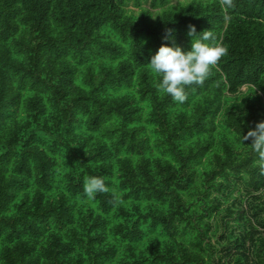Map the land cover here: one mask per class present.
Segmentation results:
<instances>
[{"label": "trees", "instance_id": "trees-1", "mask_svg": "<svg viewBox=\"0 0 264 264\" xmlns=\"http://www.w3.org/2000/svg\"><path fill=\"white\" fill-rule=\"evenodd\" d=\"M190 27L227 52L180 104ZM260 123L264 0H0V264H264Z\"/></svg>", "mask_w": 264, "mask_h": 264}, {"label": "clouds", "instance_id": "clouds-1", "mask_svg": "<svg viewBox=\"0 0 264 264\" xmlns=\"http://www.w3.org/2000/svg\"><path fill=\"white\" fill-rule=\"evenodd\" d=\"M230 4V0H222ZM188 35L192 37L190 51H183L180 47L161 46L157 53L151 56L148 64L160 81L157 89L171 96L174 102L183 104L187 99L185 87L191 84H203L210 70L217 66L221 58L226 55L227 49L219 43H205L214 40L211 31H204L199 35L196 29L190 27ZM167 39V37H166ZM252 138L251 149L264 162V123L256 126L255 130L248 131L242 137V142ZM108 189L100 177H85L83 192L88 199H94V194L106 192Z\"/></svg>", "mask_w": 264, "mask_h": 264}, {"label": "rangeland", "instance_id": "rangeland-1", "mask_svg": "<svg viewBox=\"0 0 264 264\" xmlns=\"http://www.w3.org/2000/svg\"><path fill=\"white\" fill-rule=\"evenodd\" d=\"M179 1H185V0H171V4H173V5H175L176 3H178ZM145 7H149L148 5H145ZM218 219H219V223H220V231H218V232H214V231H212V235H213V241H216L217 239H218V237H220V235L223 233L222 231H223V224L220 222V219L221 218H219L218 217Z\"/></svg>", "mask_w": 264, "mask_h": 264}]
</instances>
